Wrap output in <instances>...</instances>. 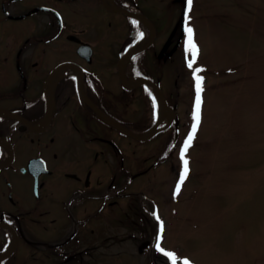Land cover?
<instances>
[{
    "label": "flooded vegetation",
    "instance_id": "obj_1",
    "mask_svg": "<svg viewBox=\"0 0 264 264\" xmlns=\"http://www.w3.org/2000/svg\"><path fill=\"white\" fill-rule=\"evenodd\" d=\"M186 3L0 0V264H107L133 226L152 256V208L177 195L192 131L181 100ZM166 163L167 189L144 187Z\"/></svg>",
    "mask_w": 264,
    "mask_h": 264
},
{
    "label": "rangeland",
    "instance_id": "obj_2",
    "mask_svg": "<svg viewBox=\"0 0 264 264\" xmlns=\"http://www.w3.org/2000/svg\"><path fill=\"white\" fill-rule=\"evenodd\" d=\"M191 10L199 52L192 68L186 43L180 52L185 126L195 123L187 107L196 109V68L203 90L196 139L184 154L189 172L177 193L181 157L177 195L152 208L160 219L148 235L156 252H139L146 235L133 226L131 243L106 249L107 264H264V0H192ZM167 166L143 186L167 189L159 186Z\"/></svg>",
    "mask_w": 264,
    "mask_h": 264
},
{
    "label": "snow or ice",
    "instance_id": "obj_3",
    "mask_svg": "<svg viewBox=\"0 0 264 264\" xmlns=\"http://www.w3.org/2000/svg\"><path fill=\"white\" fill-rule=\"evenodd\" d=\"M187 4H188V7L190 9L191 4H192V0H187ZM186 31L188 34L187 46H188L189 51L192 53V59L189 61L188 66L190 68H192L193 63L195 62L196 56L198 55L199 49L197 48L196 44L194 43V41L192 39V31L193 30L190 27H187ZM139 35L142 36L143 33H139ZM201 71H202V69H200V68L194 69V74H195V79H196V92H197L196 109H195V113H194L195 123L193 124L192 131L188 135L187 139L185 140L184 146L181 150V156L183 159L184 168H183V173L181 174L180 183L177 184V188H176L177 193L180 190V185L183 183L184 179L187 177L188 172H189L188 160L184 159V154L188 151V148L191 146L192 140L196 134L197 126L199 125V122H200V106H201L200 93L203 90L202 89L203 77L198 75V73ZM161 228H162V226H161ZM155 246H156L158 251L164 253V249L160 247L159 242H157ZM164 254L167 256H170L174 259L173 253H164ZM186 264H187V262H186Z\"/></svg>",
    "mask_w": 264,
    "mask_h": 264
},
{
    "label": "bare ground",
    "instance_id": "obj_4",
    "mask_svg": "<svg viewBox=\"0 0 264 264\" xmlns=\"http://www.w3.org/2000/svg\"><path fill=\"white\" fill-rule=\"evenodd\" d=\"M188 5V4H187ZM191 9H192V6H191ZM190 9V12L192 11ZM181 16V15H180ZM189 16H190V13L188 14V6H187V17H186V21H185V23L184 24H181L180 22H179V20H180V17H179V20H178V23H180L181 25H182V29H185L186 28V26H189V24H190V21H189ZM187 21H188V23H187ZM184 36V35H183ZM137 53V52H136ZM126 55H128V53L126 54ZM131 56H134V54L133 53H131L129 56H127V57H131ZM204 84H205V80H204ZM194 112V111H193ZM164 113H167L166 112V110H164ZM163 128H159L158 130L157 129H151V130H149V131H147L146 133H145V136H147V137H151L152 135H154V134H156L158 131H161ZM199 130V129H198ZM198 132V131H197ZM184 187V186H183Z\"/></svg>",
    "mask_w": 264,
    "mask_h": 264
},
{
    "label": "water",
    "instance_id": "obj_5",
    "mask_svg": "<svg viewBox=\"0 0 264 264\" xmlns=\"http://www.w3.org/2000/svg\"><path fill=\"white\" fill-rule=\"evenodd\" d=\"M187 3L184 5V8H183V11H182V13H181V16H180V20H179V22L181 23V24H184L185 23V21H186V17H187ZM183 35H184V29H182V32H181V37H183ZM139 51V49H136V50H133V52H131V53H133V54H135L136 52H138ZM130 53H128V55H129ZM134 134V133H133ZM134 135H136V134H134ZM138 136V135H137Z\"/></svg>",
    "mask_w": 264,
    "mask_h": 264
}]
</instances>
